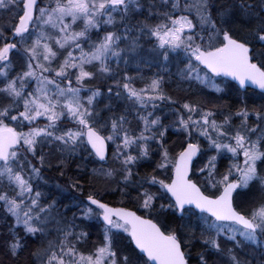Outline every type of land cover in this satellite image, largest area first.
<instances>
[{
	"label": "snow or ice",
	"instance_id": "1",
	"mask_svg": "<svg viewBox=\"0 0 264 264\" xmlns=\"http://www.w3.org/2000/svg\"><path fill=\"white\" fill-rule=\"evenodd\" d=\"M0 12V211L13 220L0 254L189 264L199 240L198 264H264V103L213 102L221 84L264 99V0H0ZM145 46L136 75L121 72ZM98 77L112 81L103 108ZM77 160L66 186L42 190L44 171L64 179Z\"/></svg>",
	"mask_w": 264,
	"mask_h": 264
},
{
	"label": "trees",
	"instance_id": "2",
	"mask_svg": "<svg viewBox=\"0 0 264 264\" xmlns=\"http://www.w3.org/2000/svg\"><path fill=\"white\" fill-rule=\"evenodd\" d=\"M251 2V0H250ZM3 14V13H2ZM8 15V13H6ZM142 18V17H141ZM109 30H112V29H109ZM103 33H101L102 35ZM146 47L145 46V50H142L140 51L139 55L140 57H143L145 56L144 55V51H146ZM260 51H262V49L260 48V45H256V53H259ZM139 57V56H138ZM148 58H150V56H148ZM146 58V59H148ZM134 60H135V57L132 58V60H130L129 64L127 65V68H125V65L123 62H121L120 64V70L121 72L124 71V70H127L129 72V75H136V62L134 63ZM156 69L153 68L152 71H155ZM144 75L148 76V75H151V72L149 71H145L144 72ZM221 80H223L221 78ZM92 86H95V87H102L105 94L102 96V97H98V105L97 107L98 108H103V106L107 103H109L108 99H107V93H106V89H107V86L109 84L112 83L111 80L109 79H105L103 77H98L96 80H93L90 82ZM222 88L224 89L223 93H219V94H214L215 96H219L220 99L219 101H216V100H213L214 103L218 102V103H221V104H225V105H231V107H234L236 106V103L238 102L237 98H236V91L235 89H232L233 87H225L224 84H221ZM137 86H142L140 84H138ZM165 90L168 91L171 95H173V97H177L179 95H182V92H180L178 90V86L177 84L175 83V81H173L172 83H166L165 84ZM115 91V90H114ZM246 97H247V103L249 104L250 107L254 108V107H257L259 104L261 103H264V99L260 98V99H257V100H254L253 98H250L248 99V95L246 94ZM123 107V105H121V108ZM104 115H107V113H104ZM173 138H176L177 137H173L171 136L169 138V144L173 141L170 142L171 139ZM47 151V149H46ZM53 153H55V148L52 149ZM57 156L59 155L58 153H55ZM109 155H111V151L109 152ZM29 159H31V157H29ZM35 162V161H34ZM52 163L55 164V160H52ZM83 162L81 160H77L75 163H73L71 165L73 171H70V172H66V175H65V178L64 179H58V175H59V171L56 170V169H53V170H46L42 173V176H43V180L40 181L41 184L44 183V181H47V185L43 187V191L45 192H49V191H55V185L56 184H60L62 186H66V183H67V178L69 176L71 177H75L77 175L75 169L77 167V164H82ZM89 168L92 167V165H88ZM145 170H148V171H151V169H144V168H141L139 171L141 173H143ZM81 183H85L84 180L81 181ZM121 197L119 195V193H116V194H110L106 197V200L111 202L113 206H121L119 204V201H120ZM64 203H67L68 200L65 199L63 201ZM72 211H77L76 209H72L71 211L68 212V215L71 216L72 214ZM9 218V216H7L6 214H4L2 211H0V242L3 241V227L6 226V220ZM11 220H9L10 222ZM81 227L83 228L84 231H89L91 232V235L89 236V239L92 237V234L95 233V230L94 229H91V227L88 226V223H84L81 225ZM128 241L125 239L123 240V244L124 245H127ZM86 246H87V243H86ZM190 251V261H189V264H194L195 263V260H196V254L197 252L201 251V245H200V242L199 240L196 241L192 247L189 249ZM0 257H1V254H0ZM2 260V259H0ZM4 261V260H2ZM19 261H20V264H28V252L25 251L23 253H21L20 257H19ZM9 262V261H7ZM9 264H13L12 261L9 262Z\"/></svg>",
	"mask_w": 264,
	"mask_h": 264
},
{
	"label": "rangeland",
	"instance_id": "3",
	"mask_svg": "<svg viewBox=\"0 0 264 264\" xmlns=\"http://www.w3.org/2000/svg\"><path fill=\"white\" fill-rule=\"evenodd\" d=\"M3 13V14H2ZM0 15H2V16H4V17H7L8 15H9V13H8V15L6 14V12H0ZM3 22H5L4 20H0V23H3ZM121 47H124V45L123 44H121ZM144 53V55L145 56H143V57H140V55H139V57H135V60H134V63L137 61V59H139V58H148V56H150L151 54L150 53H148L147 51H144L143 52ZM133 58V57H132ZM132 58H131V60H132ZM12 75H15V72H13L12 73ZM219 82V81H218ZM222 86V85H221ZM235 88V87H234ZM216 94H219V93H216ZM247 94V93H246ZM246 94H239L238 96H237V99H238V102L236 103V106H234V107H231V110L233 111V112H235L237 109H239V108H242V107H244L245 106V103L247 104V107L251 110V109H253L252 107H250L249 106V104L246 102L247 101V97H246ZM248 95V94H247ZM255 108V107H254ZM241 119L242 118H234L233 119V124H239L240 122H241ZM165 123H167V121H165ZM256 123H257V121H256V118H255V116L253 115V116H251V118L249 119V121H248V124H249V127H253V126H255L256 125ZM262 129H264V125H262ZM261 134V132H256L255 134H253L252 135V138L253 139H255L257 136H259ZM173 137H175V136H173ZM172 140H176V138H173V139H171L170 140V142L172 141ZM171 144V143H170ZM114 147V146H113ZM77 210V209H76ZM9 220H11L10 222H9ZM6 226H4L3 228V238H4V236L8 233V230H9V228H8V226L10 225V224H12L13 223V220H12V218L9 216V218L6 220ZM91 229H94L95 230V233L94 234H92V237L89 239L88 238V241H87V246H90L91 245V243L92 242H94L96 239H97V229L96 228H91ZM223 247H225V248H227V247H231V245L230 244H223ZM239 255H241L242 257H243V254L242 253H240ZM197 256V255H196ZM221 256H223V254H221ZM243 258H245V259H247L248 257H243ZM0 259H2V260H4V261H2V260H0V264H9V262H10V260L7 258V257H5V256H3L2 254H1V257H0ZM214 259H217V262H218V264H227V260H226V258H224V259H221L220 257H214ZM7 261H9V262H7ZM194 264H198V256H197V259L195 260V263ZM253 264H255V261H253Z\"/></svg>",
	"mask_w": 264,
	"mask_h": 264
},
{
	"label": "flooded vegetation",
	"instance_id": "4",
	"mask_svg": "<svg viewBox=\"0 0 264 264\" xmlns=\"http://www.w3.org/2000/svg\"><path fill=\"white\" fill-rule=\"evenodd\" d=\"M237 87V86H236ZM236 87H235V95H236V98L239 94H248V99L250 98H253L254 100H257V99H260L262 98V94L260 92V90H256L254 88H247V90L245 89H240L239 91L236 90ZM238 100V99H237Z\"/></svg>",
	"mask_w": 264,
	"mask_h": 264
},
{
	"label": "water",
	"instance_id": "5",
	"mask_svg": "<svg viewBox=\"0 0 264 264\" xmlns=\"http://www.w3.org/2000/svg\"><path fill=\"white\" fill-rule=\"evenodd\" d=\"M225 79V78H224ZM226 79H228V80H230L231 78H226ZM234 83V82H233ZM238 87V86H237ZM248 88H254V89H256V90H259L258 88H255V86H249Z\"/></svg>",
	"mask_w": 264,
	"mask_h": 264
},
{
	"label": "bare ground",
	"instance_id": "6",
	"mask_svg": "<svg viewBox=\"0 0 264 264\" xmlns=\"http://www.w3.org/2000/svg\"><path fill=\"white\" fill-rule=\"evenodd\" d=\"M232 89H235L234 87ZM113 206V205H112ZM115 207H119V206H115ZM198 253V252H197ZM197 255V254H196ZM196 259H197V256H196Z\"/></svg>",
	"mask_w": 264,
	"mask_h": 264
}]
</instances>
